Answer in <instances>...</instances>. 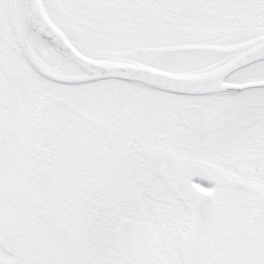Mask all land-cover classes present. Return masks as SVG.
<instances>
[{
  "label": "snow or ice",
  "instance_id": "obj_1",
  "mask_svg": "<svg viewBox=\"0 0 264 264\" xmlns=\"http://www.w3.org/2000/svg\"><path fill=\"white\" fill-rule=\"evenodd\" d=\"M0 264H264V0H0Z\"/></svg>",
  "mask_w": 264,
  "mask_h": 264
}]
</instances>
